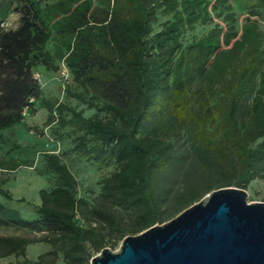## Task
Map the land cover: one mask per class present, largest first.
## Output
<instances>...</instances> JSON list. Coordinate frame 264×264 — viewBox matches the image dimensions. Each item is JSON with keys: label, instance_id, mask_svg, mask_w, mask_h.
<instances>
[{"label": "trees", "instance_id": "1", "mask_svg": "<svg viewBox=\"0 0 264 264\" xmlns=\"http://www.w3.org/2000/svg\"><path fill=\"white\" fill-rule=\"evenodd\" d=\"M250 2L264 8V0ZM14 3L20 23L7 29L2 21ZM231 10L229 0L0 5V143L39 104L48 124L71 128L78 155L112 168L88 198L62 158L45 155L53 184L39 191L35 217L0 203V227L24 232L0 236V259L90 264L215 190L264 182V32L250 17L236 30ZM213 13L230 23L185 44L184 33L214 24ZM159 16L172 19L157 23ZM63 62L75 84L65 82L66 96L94 115L44 98L35 73L57 75ZM19 167L0 161L2 170ZM4 184L0 196L12 200ZM34 244L49 250L30 260Z\"/></svg>", "mask_w": 264, "mask_h": 264}, {"label": "rangeland", "instance_id": "2", "mask_svg": "<svg viewBox=\"0 0 264 264\" xmlns=\"http://www.w3.org/2000/svg\"><path fill=\"white\" fill-rule=\"evenodd\" d=\"M40 1L44 7L58 0ZM229 3L232 7L231 13L235 19L236 30H240L241 24L245 22L244 18L250 17L253 21L260 23V28L264 32V8L253 9L250 0H229ZM6 4L7 0H0L1 6L5 7ZM17 5V3L13 4L10 12L2 21L7 29H14L20 23V14L16 11ZM254 14L256 16H253ZM212 17L214 24L199 25L194 30L184 33V43L207 34L217 23L222 26L225 25L224 23H230V20H225L224 15L218 16L217 13H213ZM171 19V16H159L157 23H166ZM49 48L52 49V44ZM63 71H66V75H63ZM36 74L40 75L38 82L45 99L66 103L77 110H83L86 117L95 114L94 110H89L87 106L66 96L65 82L72 89L75 84H73V76L64 62L57 75L45 71H37ZM37 107L38 111L35 116L27 113L21 125H17L13 130L2 132L3 140L0 143V160L6 162L16 160L20 166L18 171L13 172L0 169V178L5 180L4 185L12 195V200H6L2 196L0 199L7 209L15 211L20 217L23 216L26 219L35 217V207L39 205L37 203L40 201L39 191L49 189L53 184V177L46 166L45 155L55 154L62 158V161L78 180L79 195L83 197L92 198L97 194L100 189V180L112 170L111 167L90 162L78 155L74 150L73 136H70L71 128H60L57 122L48 124V111L40 108L39 104ZM57 116L59 115L57 114ZM246 191L249 202H264V182L255 181L249 185ZM21 199L25 201L21 202ZM18 233L24 232L13 227H0V236ZM121 243L113 251H117ZM46 250V245H32L29 247L28 257L35 260ZM22 261L23 258L8 257L0 259V264H18Z\"/></svg>", "mask_w": 264, "mask_h": 264}, {"label": "water", "instance_id": "3", "mask_svg": "<svg viewBox=\"0 0 264 264\" xmlns=\"http://www.w3.org/2000/svg\"><path fill=\"white\" fill-rule=\"evenodd\" d=\"M90 264H264V202H249L236 187L215 190Z\"/></svg>", "mask_w": 264, "mask_h": 264}, {"label": "crops", "instance_id": "4", "mask_svg": "<svg viewBox=\"0 0 264 264\" xmlns=\"http://www.w3.org/2000/svg\"><path fill=\"white\" fill-rule=\"evenodd\" d=\"M0 161H1V160H0ZM0 169H1V168H0ZM17 169H19V168H17ZM17 169H15V170H9V171H8V170H2V169H1V170H2V171H6V172H13V171H18ZM0 179H1V178H0ZM4 188L6 189L5 185H4ZM0 197H1V196H0ZM0 203H1L2 205H5V204L1 201V199H0ZM37 204H40V201H39V203H37ZM22 218H23V219H26V218H24L23 216H22ZM28 220H30V219H28ZM18 234H22V233H18ZM34 245H37V244H34ZM41 245H45V244H41ZM30 246H32V245H29V246L27 247V258L30 259V260H33V259H31V258L28 257V252H29V247H30ZM46 246H47V245H46ZM48 250H49V247L47 246V250H46V251H48ZM46 251H43V252L45 253ZM41 254H43V253H41ZM41 254H40V255H41ZM38 256H39V255H38ZM38 256H37V257H38ZM11 257H13V256H11ZM37 257H36V258H37Z\"/></svg>", "mask_w": 264, "mask_h": 264}, {"label": "built area", "instance_id": "5", "mask_svg": "<svg viewBox=\"0 0 264 264\" xmlns=\"http://www.w3.org/2000/svg\"><path fill=\"white\" fill-rule=\"evenodd\" d=\"M3 26L5 27V23L3 24ZM66 73V71H63V75H66L65 74ZM35 79L37 80V81H39L40 80V75L39 74H36L35 75ZM27 114V112H26V110L24 111V115H26Z\"/></svg>", "mask_w": 264, "mask_h": 264}]
</instances>
